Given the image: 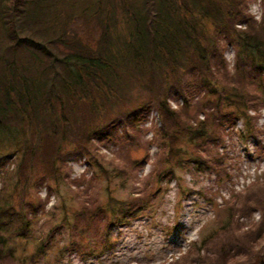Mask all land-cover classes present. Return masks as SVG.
Listing matches in <instances>:
<instances>
[{"label": "trees", "instance_id": "trees-1", "mask_svg": "<svg viewBox=\"0 0 264 264\" xmlns=\"http://www.w3.org/2000/svg\"><path fill=\"white\" fill-rule=\"evenodd\" d=\"M250 1L0 0V264L15 262L10 244L27 237L31 214L45 205L30 191L51 183L52 193L68 180L70 156L94 164V141L118 142V130L146 122L152 108L163 154L155 181L182 188L183 171L220 172L210 147L239 121L242 137L250 136V112L264 109V0L261 21L248 13ZM227 45L237 49L233 73ZM173 98H182L177 110ZM145 161L130 160L118 173ZM154 191L84 208L85 223L96 231L104 217L107 227L124 224ZM192 192L182 189V196ZM257 211L259 225L242 232L238 219ZM216 218L220 231L194 242L175 264H264V179L233 194Z\"/></svg>", "mask_w": 264, "mask_h": 264}, {"label": "rangeland", "instance_id": "rangeland-1", "mask_svg": "<svg viewBox=\"0 0 264 264\" xmlns=\"http://www.w3.org/2000/svg\"><path fill=\"white\" fill-rule=\"evenodd\" d=\"M248 13L261 21L262 0H251ZM237 27L245 29L244 25ZM236 55L237 49L227 45L225 58L231 73ZM170 103L176 110L183 105L182 98H173ZM250 115L256 117L252 120L254 133L242 137L240 130L244 125L239 121L234 128L225 129L222 140L210 147L221 160L220 172L183 171L182 188L176 181H155L154 175L160 168L163 154L155 143L161 122L153 108L146 122L136 128H120L118 142L94 141L93 154L97 159L94 164L84 154L72 155L65 168L69 176L67 181L53 184L52 193L48 189L51 183L30 191L31 200H41L45 205L36 215L31 214L32 227L27 237L10 244L15 250V262L11 264H175L176 260L189 254L194 242L201 243L212 232L220 231L217 213L231 201L233 194L245 193L257 180L264 179V133L257 131L264 129V109L258 116L254 112ZM127 134L135 135L136 142L125 140ZM123 151H128L127 155ZM144 157L146 161L139 167L131 166L127 175L118 173L130 160ZM14 170L11 166L13 175ZM69 179L78 183L72 184ZM187 188H193L194 192L184 197L182 189ZM151 191L154 193L150 195L148 205L124 224L107 227L109 218L104 217L96 231L85 223L84 208L108 205L112 198L146 197ZM261 217V212L257 211L253 219L239 218L243 224L241 231L247 232L254 225L258 226ZM76 241L83 242V249L73 247ZM42 242L44 252L37 253Z\"/></svg>", "mask_w": 264, "mask_h": 264}]
</instances>
